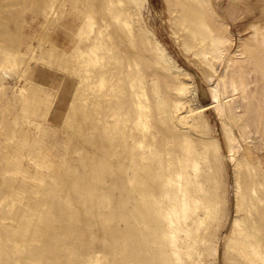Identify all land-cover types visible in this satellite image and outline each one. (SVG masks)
<instances>
[{
    "label": "rangeland",
    "instance_id": "1",
    "mask_svg": "<svg viewBox=\"0 0 264 264\" xmlns=\"http://www.w3.org/2000/svg\"><path fill=\"white\" fill-rule=\"evenodd\" d=\"M232 1L220 0L219 4L225 7ZM255 2L243 0L240 6ZM170 5L169 0H0V34L9 33L17 40L12 45L0 42V264H27L30 258L42 260L37 264L136 263L121 235L129 227L128 204L124 201L132 190V164L137 162L143 168L162 143L160 72L183 87L177 114L182 119L170 117L169 127L182 134L191 131L197 140H219L226 157L225 129L214 107L211 84L193 60L195 57L181 47ZM255 18L245 15L237 24H229L242 43L252 36ZM127 19L131 23L123 24ZM138 31H142L143 38ZM98 32H102L98 41L101 49L89 53L96 63L85 62L89 54L82 53L97 45ZM97 54L102 62L109 58L114 61L115 56L114 66L117 63L121 70L128 62L135 64L125 72L137 75L136 82L131 81V91L146 94L142 99L149 106L146 127L136 126L139 113L135 106L120 120L105 119L97 113V97L110 84V77L104 86L97 79ZM121 77L120 87H130V77ZM133 105L132 98L130 108ZM233 127L234 132L240 131L238 124ZM88 150H100L106 157L107 184L100 190L112 194V202H96L90 207L83 204L77 216L67 186L92 174ZM263 156L260 153L257 159ZM198 162L195 179L200 183L209 181L205 160L198 158ZM226 167L224 176L217 173L219 186L204 183L210 191L203 195L220 213L217 219L214 213L209 219L208 242L214 244L221 235L228 234L226 243L215 258L199 255V242L191 246V254L182 248L184 264H229L232 238L245 237L234 229L253 224V212L248 208L254 202L243 199L247 192L244 188L237 197L234 171ZM111 184L116 188H110ZM247 228L256 238L261 237L252 226ZM13 244L17 251L9 250ZM257 264H264V260Z\"/></svg>",
    "mask_w": 264,
    "mask_h": 264
},
{
    "label": "bare ground",
    "instance_id": "2",
    "mask_svg": "<svg viewBox=\"0 0 264 264\" xmlns=\"http://www.w3.org/2000/svg\"><path fill=\"white\" fill-rule=\"evenodd\" d=\"M169 1L171 3L170 13L175 22V35L182 39L181 47L195 57L193 60L206 77L207 82L211 84L214 107L225 129L227 155L225 157L219 140H197L193 138L191 131H183L182 134V132L178 133L174 128L169 127L167 121L170 117L182 119L177 114L181 110L180 94L183 87L180 82L175 84L168 81L167 74L160 72L161 69L157 68L160 69L158 78L160 76L163 78H161L163 86L159 87L162 91L160 99L162 108L159 112L163 115L162 133H159L162 135V138L160 137L162 143L160 150L158 149L159 152L154 154L147 165L140 168L135 162L130 168L129 181L132 190L128 191V198L124 201L125 205L128 204L129 227L121 235L131 248L135 264H184L181 249L184 248L187 253L191 254L189 250L194 242L200 243V248L197 249L199 255L215 258L220 254L222 246L225 245L228 234L221 235L214 244V241H211L212 244L209 243L210 241L208 242L210 238L207 237L209 232L206 230L211 225L209 219L213 213L217 215L215 217L217 219L220 213L214 205L212 208L209 199L208 203L206 202L203 195L210 190L204 188V183L214 182V186L218 185V171L224 176L227 173L226 166H228L234 171L237 197L239 198L240 192H242L240 189L244 188L248 193L245 191L243 199L254 202L252 207L248 208L253 212L250 215L253 224H245L241 230L234 229L235 232L237 231L245 237L241 240L234 236L231 240L232 246L227 245L230 248L229 255H227L230 260L228 262L257 264L260 259L264 260V156L257 159L260 153H264V0H256L254 4H249L246 7H241L243 4L240 6L243 0H234L225 7L219 4L220 0ZM245 15H252L256 18L252 23L254 28L252 36L247 42L242 43L241 38L232 33V27L229 24H237ZM89 20L91 21V19ZM130 23L131 21L127 19L123 24L129 25ZM99 32L97 45L92 46L88 51L85 50L86 52L82 54L95 53L96 49L98 53L100 48L98 41L102 33ZM140 32L142 33V31H138L139 34ZM5 33L4 35L0 34V36L2 35L0 42L4 40L7 42L5 44L12 45L17 41L8 35L9 33L7 35ZM141 35L143 38L144 34H140L139 37ZM140 39L141 43L145 41L144 39V41H140ZM147 39L145 42L148 41ZM91 54L85 56V62L96 63ZM144 55L148 57V54ZM100 57L105 58V56ZM114 57L113 59L116 61L117 58ZM114 61L109 58L106 62H102L97 54V79L104 86L106 79L110 77V84L106 86L107 91L104 90L105 92L101 94L100 89L99 94L101 95L97 97V113L105 119L120 120L129 114L135 106L136 114L139 113L136 117V126L146 127L149 106L145 105L142 100L146 94L144 91L136 89L135 93L131 91V86L133 87L131 81L133 82L137 75L129 72L128 75L125 72L133 64L128 60L126 66L120 67L121 70L117 68V63L114 66ZM138 73L140 72L138 71ZM122 74L130 77L128 83L130 87H120ZM140 74L138 76L142 79L143 74ZM162 82L160 81V83ZM77 96L79 97V95ZM132 98L134 105L130 108ZM231 124H233L232 127ZM237 124L240 126V131L234 132L233 126H237ZM88 157L91 160L92 174L88 173L89 177L82 176L75 181H70L67 186L72 196L71 204L74 205L77 216H79L83 204L90 207L96 202H112V194L108 195L105 194L108 191L102 193L100 190L107 184H105V173L108 163L105 155L98 150V152H91ZM147 158L145 157L144 160ZM198 158H202L206 162L208 170L206 174L209 175V181L206 179L200 183V180L195 179L193 175V172L197 175L196 172L200 169ZM113 186L114 184H111L109 187ZM115 188L116 186L113 187V189ZM204 200L205 202H203ZM252 208L255 210L252 211ZM205 222H207V226L203 225ZM235 225H237L236 222L234 227ZM248 226H252L256 232L261 234V237L256 238L254 232L247 230ZM210 231L212 232V230ZM9 250L17 251L18 247L13 244ZM186 252L184 251V254ZM189 258L191 257L189 256ZM40 261L42 262L40 259L30 258L27 264H37V262L41 263Z\"/></svg>",
    "mask_w": 264,
    "mask_h": 264
}]
</instances>
